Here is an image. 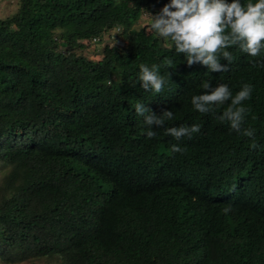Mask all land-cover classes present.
<instances>
[{"label":"trees","instance_id":"obj_1","mask_svg":"<svg viewBox=\"0 0 264 264\" xmlns=\"http://www.w3.org/2000/svg\"><path fill=\"white\" fill-rule=\"evenodd\" d=\"M168 2L18 0L0 18V264H264V52L187 65L149 27ZM114 35L97 60L79 52ZM142 64L171 74L164 92L140 87ZM204 81L253 85L243 127L260 147L216 118L227 104L193 108ZM137 102L175 119L148 139Z\"/></svg>","mask_w":264,"mask_h":264},{"label":"clouds","instance_id":"obj_2","mask_svg":"<svg viewBox=\"0 0 264 264\" xmlns=\"http://www.w3.org/2000/svg\"><path fill=\"white\" fill-rule=\"evenodd\" d=\"M149 15L152 21L150 29L160 38L169 37L175 51L184 54L189 66L198 61L207 66L210 72H225L234 61L229 48L238 47L242 53L253 58L264 52V44L261 43L264 41V0H256L246 6L242 5L241 0H169L157 13ZM222 58L228 62L226 65L220 63ZM168 64L171 65V61ZM159 69L160 66L156 64L140 65V87L145 92H164L171 81V74L161 75ZM201 87L204 93L191 97L193 108L201 114H215L217 109L227 104L216 118L222 123L227 121L231 130L250 138L251 149L260 147L255 140V129L243 127L249 111L243 102L251 99L253 85L244 84L235 96L227 84L221 83L209 91V84L204 81ZM134 108L138 115L145 116L143 123L148 126L145 131L148 139L156 136L150 126L163 127L165 121L175 119L171 110L156 116L141 102H137ZM200 127L199 124L168 127L166 134L176 141H182L198 133ZM171 151L183 154L186 149L173 144ZM223 211H231V206Z\"/></svg>","mask_w":264,"mask_h":264},{"label":"rangeland","instance_id":"obj_3","mask_svg":"<svg viewBox=\"0 0 264 264\" xmlns=\"http://www.w3.org/2000/svg\"><path fill=\"white\" fill-rule=\"evenodd\" d=\"M18 7V0H0V18H3L7 15H10L13 13ZM150 21L147 16H142V23L145 24L146 22L148 23ZM114 32H119V28H116L113 30ZM114 39H117L115 41H112L106 36L102 41H98V43H94L93 41L86 45L84 48L79 49V52H82L85 56L97 60L101 58V51L103 49L104 44L106 43H113L115 42L118 45H122L123 38L121 36L114 35ZM1 170H0V177H1ZM18 264H47L44 260H39V261H24L20 262Z\"/></svg>","mask_w":264,"mask_h":264}]
</instances>
